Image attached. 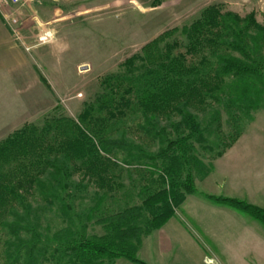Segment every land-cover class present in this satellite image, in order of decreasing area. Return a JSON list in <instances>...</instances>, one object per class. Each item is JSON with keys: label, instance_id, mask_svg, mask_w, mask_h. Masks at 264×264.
Masks as SVG:
<instances>
[{"label": "trees", "instance_id": "trees-1", "mask_svg": "<svg viewBox=\"0 0 264 264\" xmlns=\"http://www.w3.org/2000/svg\"><path fill=\"white\" fill-rule=\"evenodd\" d=\"M177 35L183 38L182 43ZM123 66L125 74L103 79L104 93L95 99L96 108H85L77 123L53 118L41 127L25 125L0 142V264H115L120 259L146 264L136 257L142 239L161 229L186 197L197 192V172L200 179L210 173L195 149L198 145L208 151L210 145L190 110L205 112L218 105L229 113L235 134L216 152L215 157L220 158L237 141L242 125L253 120L252 112L264 107V26L257 24L253 14L240 18L222 13L220 5L209 6L189 26L168 30L147 43ZM40 81L47 86L43 77ZM95 110L113 120L127 113L139 115L151 127L154 118L178 117L175 130L179 135L170 140L162 131L157 153H141L135 158L128 154L139 162L148 161L143 165L153 183L140 188L139 205L96 221L103 236H88L87 225L77 227L70 218L53 233H43L28 199L39 193L47 203L58 202L64 210L70 209L66 183L55 180L56 186L49 188L42 180L50 169L65 182L73 171L82 172L83 179L100 191L114 189L108 167L115 169L118 163L106 150L116 156L123 150L122 144L102 137L106 116L95 120ZM233 111L238 112L237 117ZM59 157L72 165V172L62 174ZM204 198L239 211L264 227V208L232 198Z\"/></svg>", "mask_w": 264, "mask_h": 264}, {"label": "rangeland", "instance_id": "rangeland-1", "mask_svg": "<svg viewBox=\"0 0 264 264\" xmlns=\"http://www.w3.org/2000/svg\"><path fill=\"white\" fill-rule=\"evenodd\" d=\"M213 5H220L222 13L230 12L240 18L253 14L257 24L264 26V0H42L22 7L0 2L1 20L8 29H18L21 42H14L33 63L37 76L35 79L46 90L38 91L35 81V103L28 108L27 121L11 134L25 125L41 127L45 121L53 118L65 117L77 123L85 108H96L95 99L104 93L101 85L103 79L111 75L125 74V61L139 54L147 43L168 30L189 26L205 8ZM45 33L50 35L44 37ZM41 37L45 41L40 42ZM176 39L181 43L183 41L179 35ZM25 48L29 50L25 51ZM40 77L45 79L47 86L40 81ZM190 112L197 117L211 149L203 151L195 145L196 156L210 168L209 172L215 170V176L204 184L199 181L201 174L197 172L195 188L198 193L202 191L204 194L196 192L187 196L189 202L197 199L206 205L216 204L235 211L256 222L264 232V227L249 216L204 198L206 193L207 196L229 197L225 196L228 194L227 184L216 183L219 171L228 170V178L239 176L238 189L233 188L235 197L229 198L246 203L248 201L242 199L245 196L242 192L253 190L256 185L264 183V107L260 106L252 112L253 120L250 123L244 121L241 135L223 154L230 152L232 157L236 155L233 160L230 157L225 160L215 157L216 152L222 150L235 134L229 113L218 105L206 109L205 112ZM218 112L219 116H216ZM231 114L238 116L236 111ZM92 116L95 120L106 116L102 137L121 141L119 143L122 144L123 150L116 156L106 150L110 159L118 163L115 169L108 167L114 189L111 192L100 191L89 180L83 179L82 172L73 171L65 182L50 169L41 178L49 188L56 186L55 180L66 183L65 190L69 194L66 199L70 209L64 210L58 202L47 203L40 198L39 193L28 199L32 212L37 214L43 233H53L70 218L77 223V227L86 224L88 236H103L104 230L96 221L126 207L139 205L140 188L153 183L143 165L148 161L143 159L139 162L134 159L135 156L141 153L145 156L157 153L162 146V131L165 134L163 136L170 140H175L179 135L175 130V125L180 121L178 117L154 118L150 120L153 124L151 127L139 115L129 113L114 120L107 118L105 113L97 114L96 110ZM239 118L242 119L243 116ZM158 131H161L159 135ZM129 153L134 158L128 157ZM126 160L129 161L128 165L123 164ZM57 165L62 174L64 171L72 172V165L63 157L58 158ZM226 181L229 182L228 179ZM62 190L64 191V187ZM259 205H264V202H259ZM187 206L183 209L184 213L189 209V205ZM92 210H95L93 216L87 221V215ZM174 218L182 220L180 209L175 212ZM164 226L142 239L136 253L138 259L146 264H213L208 258H202L192 243L184 238V233L179 235V231L175 232L173 228ZM170 246L172 250L168 252L166 249ZM161 250L168 253L162 254ZM254 253L256 257L243 258L244 264H264V247H257ZM115 264L130 263L120 259Z\"/></svg>", "mask_w": 264, "mask_h": 264}, {"label": "crops", "instance_id": "crops-1", "mask_svg": "<svg viewBox=\"0 0 264 264\" xmlns=\"http://www.w3.org/2000/svg\"><path fill=\"white\" fill-rule=\"evenodd\" d=\"M14 41L0 16V141L27 121L28 108L33 107L35 103L36 83L38 91H46L37 78L35 79L37 76L33 63ZM227 157L233 160L236 155L232 157L228 152L221 159L225 160ZM214 171L210 172L205 180L199 181L201 183L210 181L215 176ZM229 175L228 170L219 171L216 183L227 184L228 194L225 196L235 197L233 188L238 189L239 176L233 175L228 178ZM196 183L197 181L195 185ZM242 193L245 195L242 199L247 200L249 204L264 208V205H259V202H264V183ZM198 194L204 193L201 191ZM188 199L186 197L180 207L182 220L173 217L164 227L179 231V235L184 233L186 235L184 238L192 243L202 258H208L213 264H244L243 258L256 257L255 249L259 246L261 249L264 247V232L256 222L216 204L206 205L197 199L189 202ZM187 205L189 209L184 213L183 209ZM169 243L173 246L172 241ZM171 246L169 250L166 249L168 252L172 250ZM167 251H162V254H167Z\"/></svg>", "mask_w": 264, "mask_h": 264}, {"label": "built area", "instance_id": "built-area-1", "mask_svg": "<svg viewBox=\"0 0 264 264\" xmlns=\"http://www.w3.org/2000/svg\"><path fill=\"white\" fill-rule=\"evenodd\" d=\"M42 0H0V2H3V4L5 5H12V6H24L28 3H31V2H40ZM10 27V26H9ZM9 31L11 33V35L13 36V38L15 39V41H18V42H21V38L19 36V32H18V29H14V28H9ZM50 34L48 33H45L44 34V37H48ZM44 37H41L39 39L40 42L42 41H45ZM29 49L28 48H25V51H28Z\"/></svg>", "mask_w": 264, "mask_h": 264}]
</instances>
